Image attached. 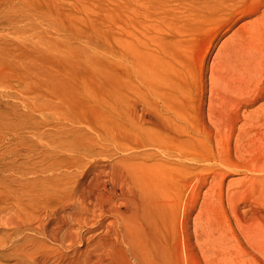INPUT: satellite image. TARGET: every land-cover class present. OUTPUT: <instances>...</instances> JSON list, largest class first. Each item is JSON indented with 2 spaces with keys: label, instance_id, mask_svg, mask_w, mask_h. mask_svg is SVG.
<instances>
[{
  "label": "bare ground",
  "instance_id": "1",
  "mask_svg": "<svg viewBox=\"0 0 264 264\" xmlns=\"http://www.w3.org/2000/svg\"><path fill=\"white\" fill-rule=\"evenodd\" d=\"M127 2L135 5L133 13L123 9L134 16V29L128 36H115L113 41L119 44L178 45L183 40L172 32L186 27L200 29L202 41L209 36V50L214 37L227 32L238 20L242 23L223 41L220 56L210 67V84L205 86L202 80L198 97L181 89L174 79H164L167 67L163 61L150 65L141 54L134 59L131 91L124 92V82L119 80L115 91L135 120L133 128H116L110 135L118 139V146L126 141L123 149L128 152L104 162L97 157L102 151L96 152L94 147L92 155L96 157L81 169L84 177L91 171L88 180H77L73 188L59 182L51 184L50 190L43 187L37 191L39 223L22 226L35 234L40 248L36 263L264 264V101L254 108L264 99V0H122L126 7ZM235 15H239L237 20ZM42 37L40 34L38 39ZM84 37L89 42L100 39L93 32ZM38 39L37 34L29 38L18 28L0 33V74L7 77L8 70L18 81L14 87L0 78V103L11 105L12 110L24 105L26 118L32 120L37 112L47 117L54 113L50 90L54 68L48 61L55 58L54 39L46 42L52 45L43 51L33 45ZM124 55L121 50L120 56ZM205 55L199 58L193 49L189 56L195 63L199 58L203 74L208 68ZM158 78L155 86L160 94L156 96L151 84ZM11 88L19 104L2 99ZM206 92L207 98L203 95ZM45 103L47 107H43ZM164 110L176 111L193 124L197 134L183 122L174 123V116L164 115ZM81 117L86 122L82 135L98 144L95 138L101 136L98 132L102 129L107 130L104 124L88 113ZM59 118L67 119L65 114ZM59 131L62 139L73 135ZM91 131L97 134H89ZM203 136L212 144L208 151L197 146L204 143ZM74 145L76 150L80 148ZM83 154L89 156L90 151ZM247 155L253 163H246ZM82 158L75 159L77 168ZM186 160L193 165L205 163L207 168L219 164L214 174L189 180L194 166ZM223 166L252 172L243 180L248 182L246 191L252 192L253 202H244L247 208L243 214L236 210L235 222L214 211L216 194L235 206L244 191L227 188L224 192L227 171ZM236 181L232 178L229 184ZM200 183L207 186L205 192ZM47 216L48 224L41 222ZM16 221L1 200L0 223ZM98 229L101 234L92 233L86 248H80L86 239L84 230Z\"/></svg>",
  "mask_w": 264,
  "mask_h": 264
},
{
  "label": "rangeland",
  "instance_id": "2",
  "mask_svg": "<svg viewBox=\"0 0 264 264\" xmlns=\"http://www.w3.org/2000/svg\"><path fill=\"white\" fill-rule=\"evenodd\" d=\"M127 5L128 7L122 0H0V33L12 32L18 28L29 38L37 34L38 39L42 34L43 37L33 43L34 47L43 51L46 46L53 44L56 50L55 58L48 60L53 62L51 67L54 68L50 87L54 102L52 115L47 117L44 112H37L35 120L26 118L28 109L13 97L16 94L14 88L8 89L6 97L2 96V99L18 103V107L12 110L11 105L0 103V195L3 196H0V201L5 204L6 212L11 213L13 219L17 220V224L0 223V264H37L40 248L34 240L35 234L31 230H23L22 226L39 223L40 218H37L40 211L37 204L39 189L44 187L50 190L51 184L59 182L73 188L77 180H88L92 176L91 171L84 177L81 169H85L90 160L96 157L92 155L95 152L94 147L96 152L102 151L97 157L104 162L117 160L128 152L123 149L126 141H122L118 146V139L114 140L110 135L116 128L120 130L133 128L135 120L121 99H117L115 91L117 89L118 92L116 88L118 80L124 82V92L131 91L130 71L134 59L139 54L143 58L146 55L147 60L151 62L150 65L163 61L167 67L166 71L163 70L164 79H174L181 89L192 91L193 93L189 94L198 97L202 80L205 86L210 84V67L220 56L219 50L223 41L242 23L238 20L227 32L224 31L220 36L214 37L209 50H207L209 36L202 41L200 29L186 27L172 32L177 33L178 38L183 40L178 45L144 47L143 44L136 45L131 42L119 44L113 41L114 37L128 36L134 29L131 22L134 16L123 13V9L133 13L135 5L133 2H127ZM238 17L239 15H235L234 19L237 20ZM89 32H93L100 39L89 42L84 37ZM136 33H140V30ZM106 36L108 40H104ZM51 38L54 39L52 42L49 40ZM189 39L190 41H187ZM47 41L52 44L46 43ZM193 49L199 53V58L207 52L205 57L208 68L205 74L201 70L199 58L195 63L189 57ZM121 50L126 55L120 56ZM6 71L7 77L0 74V78L10 81L17 87V79L11 78V73ZM120 75L123 79L119 78ZM41 79L43 80L42 77ZM158 80L159 78L151 84V88ZM137 84L146 88L141 81ZM0 89H3L2 86ZM153 89L156 96L160 94L159 86ZM203 95L207 98L208 92ZM263 101L264 99L258 101L254 108ZM162 104L163 101L159 104L160 109L164 108ZM47 106V103L43 105ZM117 108L121 111L118 112ZM190 112L196 114L193 110ZM84 113L102 122L103 127L108 130L102 129L98 132L101 134L95 138L98 144L82 135V129L86 127V122L81 117ZM163 113L174 116V123L183 122L192 134H197L193 124L187 119L183 120L176 111L164 110ZM63 114L67 119L59 118ZM60 129L72 132L73 135L70 133L69 138L62 139ZM89 134L97 133L91 131ZM142 137L144 138L145 134ZM74 144H78L80 148L76 150ZM211 145L205 137L204 143H197L199 149L203 151H208ZM86 149L90 151L89 156H83ZM154 149L150 147V150ZM77 157H83L79 168L75 166ZM252 159L247 155L246 163H253ZM186 163L193 165L187 160ZM217 164L219 163L209 165V168L205 167V163L194 164L189 180L214 174ZM223 168L227 171L224 192L227 188L230 190L244 188V191L241 197L237 198L238 203L235 206H230L227 199L216 194L214 211L215 215L229 216L232 222H235L236 210L243 214L247 208L244 202H253L250 197L252 192L246 191L248 182L243 180L245 175L250 176L252 172L240 167ZM232 178L237 181L229 184ZM58 186L59 184L54 188L57 190ZM206 189L207 186L203 187L202 192ZM49 220L47 216L41 222L45 221L48 224ZM191 225L193 227V222ZM92 233L101 234L100 229L94 232L84 230L86 239L80 248H86Z\"/></svg>",
  "mask_w": 264,
  "mask_h": 264
}]
</instances>
